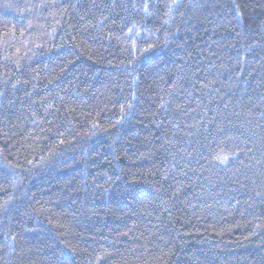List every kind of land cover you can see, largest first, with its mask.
I'll return each instance as SVG.
<instances>
[{
  "label": "trees",
  "instance_id": "1",
  "mask_svg": "<svg viewBox=\"0 0 264 264\" xmlns=\"http://www.w3.org/2000/svg\"><path fill=\"white\" fill-rule=\"evenodd\" d=\"M0 264H264V0H0Z\"/></svg>",
  "mask_w": 264,
  "mask_h": 264
},
{
  "label": "snow or ice",
  "instance_id": "2",
  "mask_svg": "<svg viewBox=\"0 0 264 264\" xmlns=\"http://www.w3.org/2000/svg\"><path fill=\"white\" fill-rule=\"evenodd\" d=\"M131 31V30H130Z\"/></svg>",
  "mask_w": 264,
  "mask_h": 264
}]
</instances>
